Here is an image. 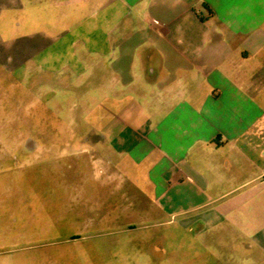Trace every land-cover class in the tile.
I'll list each match as a JSON object with an SVG mask.
<instances>
[{
	"label": "crops",
	"instance_id": "0c3cea01",
	"mask_svg": "<svg viewBox=\"0 0 264 264\" xmlns=\"http://www.w3.org/2000/svg\"><path fill=\"white\" fill-rule=\"evenodd\" d=\"M0 67L27 89H91L90 147L135 152L164 191L218 201L189 222L234 227L120 264H264V225L239 216L264 183V0H0ZM103 109L118 131L92 120Z\"/></svg>",
	"mask_w": 264,
	"mask_h": 264
},
{
	"label": "rangeland",
	"instance_id": "374dc122",
	"mask_svg": "<svg viewBox=\"0 0 264 264\" xmlns=\"http://www.w3.org/2000/svg\"><path fill=\"white\" fill-rule=\"evenodd\" d=\"M38 80L27 89L0 67V134L17 137L0 143V151L14 152L0 158V264H120L136 261L137 249L184 247L196 231L234 230L229 222H189L218 201L204 203L201 191L186 194V182L164 191L135 152L113 153L108 143L90 147L91 117L84 116L97 97L91 89H40ZM92 118L118 131L104 109ZM124 133L125 146H134L136 136ZM256 192V203L241 207L239 216L254 215L262 226L264 183ZM238 224L237 232L246 225Z\"/></svg>",
	"mask_w": 264,
	"mask_h": 264
}]
</instances>
